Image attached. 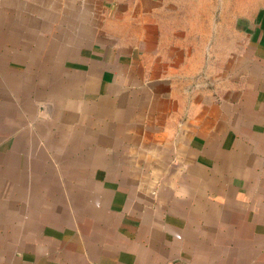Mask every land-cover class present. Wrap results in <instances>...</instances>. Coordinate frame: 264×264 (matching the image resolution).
<instances>
[{
    "label": "crops",
    "instance_id": "obj_1",
    "mask_svg": "<svg viewBox=\"0 0 264 264\" xmlns=\"http://www.w3.org/2000/svg\"><path fill=\"white\" fill-rule=\"evenodd\" d=\"M108 3L119 22L111 44L73 48L71 33L57 37L25 0H0V199L30 204L34 217L16 215L21 249L0 264H264V214L212 208L204 218H224L223 230L204 232L198 208L180 213L175 195L187 158L235 207L262 180L264 0H223L218 23L215 0ZM152 135L173 144L155 168L144 158ZM52 155L63 176L45 167ZM125 156L145 164L122 166ZM146 190L164 191L166 214L133 220ZM41 193L64 201L42 211ZM11 219L0 217L5 245Z\"/></svg>",
    "mask_w": 264,
    "mask_h": 264
},
{
    "label": "rangeland",
    "instance_id": "obj_2",
    "mask_svg": "<svg viewBox=\"0 0 264 264\" xmlns=\"http://www.w3.org/2000/svg\"><path fill=\"white\" fill-rule=\"evenodd\" d=\"M108 2L109 0H28V1L25 0V5H27V9L30 12L33 11V13L35 14L38 13L39 20L45 21V22L55 21L56 27H57L56 29L57 37H59L60 33L62 34V37H63L64 30H66L67 33L70 32L73 48L74 47L78 48L80 47L81 44H87L89 46L96 45L98 43H99L98 45H100V43L107 44V45L111 44V31H112L111 29L114 27L117 28L119 26V22L117 19H114L111 15L107 14L108 12L107 8L109 6ZM206 4L208 3L205 2V5ZM215 5H216V11H217L215 15V19H216L215 21L216 23H218L219 17H220L219 12H220V8L223 5V0H215ZM33 17L38 18L37 15H33ZM175 128L176 127H168L167 133H173V130ZM160 137L161 136L159 135H156V136L152 135L151 143H149L150 149L147 153L149 156L147 155L146 157H144L145 160L150 161V165H152L151 167L153 168L159 167V165H164L166 161L169 160L168 157H165V156L163 157V155L166 153L167 148H170L173 145L170 143V141L166 142V141L160 140ZM186 145H187L186 143H179L177 146V149L183 148V151H184V148L186 147ZM168 151L169 153L172 152L170 150ZM174 152L177 155V150ZM144 158L133 159L131 157L125 156V157L120 158V162H121L120 164L122 166L125 165L127 167L130 164L131 166L134 164L138 166L141 164H145L143 163ZM50 159H51V163H47L45 167L48 168L52 172L55 170L56 172L62 174L63 173V168H62L63 157H60L59 155H52ZM133 160L135 163L132 162ZM141 160L142 162L140 163ZM185 161H189V162L188 163L185 162L184 164L185 171L183 174L179 176V181L184 184V188L182 191L181 190L175 191V195L176 193H178V196L180 195L179 197L178 196L176 197L177 199H182V200H179V202L181 201L180 205L184 206L183 209L180 210V213L186 214V216H188L192 214V209L194 211L195 209L198 208V211H199L198 215H200V221H199L200 225H198L199 226L198 229H201V231H204L207 229V231H204V232H210L208 231V228L217 229V227L219 226V230L221 231L223 230V226H224L223 222L225 221L224 218L220 220L222 223H219V221L217 220H215L216 222L211 223L209 219L204 218L203 213H207V214L210 213L212 208L217 214L223 213V212H226L228 214V213H231L232 211H237L235 213H244L247 218L248 216H250L249 214L247 216V212L253 209L254 213L248 219H255L256 217L257 218L260 217L261 214H264V206H261V204H259L260 200H257V198L254 197L256 190H259L264 194V175L261 178L262 180L261 181L259 180V182L256 184L255 190L254 188L253 190L249 188L246 189V194L248 195V198L242 199L243 203L235 207L230 204L231 200L229 199V197L225 196L224 191L223 193L221 192L222 183H220V181L215 179L214 181H211L210 184H208L207 182L203 185V182L207 181V177L198 176L195 179L197 175L192 174V170L189 171L191 168H193V165H194L192 164V158L190 159L187 158V160ZM194 181L201 182L199 186V191H198V185H192ZM24 191H25V194L27 192V195L29 193H32V190H27V189L22 190L23 193ZM8 192L10 193L11 190H8ZM163 192L160 195L158 190H153V191L146 190V191H142L141 195L139 196L137 195L131 203V215L133 216V220H135L136 218L138 219L140 215L142 216L143 211L144 213H147V214L153 213V215H156V216H162L166 214L165 213L166 210L164 209L165 195H162ZM235 193L236 191L233 192L232 197L235 196ZM2 194L5 195L6 191H3ZM45 194H47V192ZM237 195H239V192L237 193ZM250 195H251V198L249 199ZM41 196H42V193H41ZM42 199H43L42 200L43 205L41 207L44 208L42 211L48 209L49 207L52 208L51 204L46 203L47 200H50L49 202H51L53 205L58 201L56 199H59V203L60 201L61 203L62 201H64L62 197L58 198V195L57 196L53 195V199L44 198V196H42ZM196 201H198V203ZM15 203H17V198L7 202L8 204L7 206H6V201L3 199H0V217H3L4 213H8L9 218H12L10 222H7L8 225L10 224L7 227V233H8L7 244L5 245L3 243L5 239L0 238V251H4V249L8 250L7 254L5 255L2 252H0V261L2 262H5V260H7L8 263L13 261V259H15L17 256V252L19 251V249H21L20 243L15 241L17 240L16 235H15V233L17 232V229L15 230L16 215L19 213H22L25 216V218L29 217L30 222L34 218L33 215L31 214V210L33 208L30 204L26 206V204L17 205ZM257 204H259V206H257ZM35 206H34V209H35ZM53 207L54 209L59 210L58 206H53ZM26 220L27 219H25L22 224H24ZM260 222L262 223V221ZM226 223H230V222H226ZM11 224H12L14 235L12 234V231H11ZM154 224H156V222L153 221L152 225ZM162 224L163 223L161 222L157 224L156 226L160 227V225ZM189 224L191 225L192 222H189ZM26 226L24 227V231L30 232V230L27 229ZM5 229L6 227L2 226L0 228V232L3 233ZM20 229L21 228H19L18 232H20ZM225 229H229V226L225 227ZM176 237L177 236L175 234L173 242L169 243L172 245V247L177 242L175 240ZM211 240H213L212 237H211ZM154 241H156V239H154ZM205 241L207 242V240ZM218 241L221 242L222 240L218 239ZM202 242L204 241H201V244H203ZM263 243H264V238H263ZM257 244H260V242L258 241ZM159 248L162 249L161 245L158 247V249ZM158 256L159 255H157V258Z\"/></svg>",
    "mask_w": 264,
    "mask_h": 264
}]
</instances>
